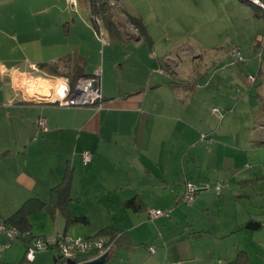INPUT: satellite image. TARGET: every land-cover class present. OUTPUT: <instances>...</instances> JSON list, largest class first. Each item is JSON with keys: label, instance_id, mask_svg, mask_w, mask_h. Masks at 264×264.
Returning a JSON list of instances; mask_svg holds the SVG:
<instances>
[{"label": "rangeland", "instance_id": "1", "mask_svg": "<svg viewBox=\"0 0 264 264\" xmlns=\"http://www.w3.org/2000/svg\"><path fill=\"white\" fill-rule=\"evenodd\" d=\"M112 3L113 9L121 12L118 21L128 35L111 37L103 24L91 18L86 0H77L75 7L65 0H32V5L53 11L69 8V40L78 41L87 68L98 70L100 82L104 79L106 83L105 61L111 62L110 69L105 65L107 77L122 90L135 80L152 82L158 77L182 86L172 92L181 104L190 103L203 119L191 147L199 164L187 172L196 189L194 200H185L187 183L167 186L149 182L143 190L147 206L135 212L125 205L129 185L102 194L105 178L88 173L80 183L76 175L71 178L65 209L68 205L73 215L86 216L88 223L68 226L64 209L53 215L40 210L29 216L32 232L44 243L62 234L84 238L107 225L130 230L138 247L117 249L108 260L111 264H157L159 259L163 264H220L239 250L248 254V264H264V226L256 230L244 227L250 218L264 225V141H260L264 129V8L256 0ZM186 85L192 88H183ZM8 90L6 94L13 97ZM167 95L165 92V99ZM12 101L14 98L5 101L0 97L3 219L23 204L30 189L48 202L50 188L64 175L56 178L50 174L51 166L58 167L63 159L45 163V154L35 143L48 128L37 124L39 117L32 123L29 111L14 109L18 105L8 104ZM214 107L218 112L212 111ZM181 121V126L190 125ZM156 210L161 214L152 217L151 211ZM144 241L149 245L142 244ZM24 249L20 239L9 242L1 234L0 264L20 260ZM55 254L49 246L32 248L35 264H53Z\"/></svg>", "mask_w": 264, "mask_h": 264}, {"label": "crops", "instance_id": "2", "mask_svg": "<svg viewBox=\"0 0 264 264\" xmlns=\"http://www.w3.org/2000/svg\"><path fill=\"white\" fill-rule=\"evenodd\" d=\"M21 2L22 0H0V97L5 101L14 98V101L7 103L18 105L14 109L29 111L32 123L38 117L46 118L48 130L35 143L38 150L45 154V163H51L58 157L63 159L58 167L51 166L50 174H54L56 178H59V174H64L62 180L65 174H69L71 185V178L76 175L80 176L78 178L82 183L83 175L96 173L107 180L101 186L104 190L102 194L110 193L113 188L121 190V184L129 185L131 189L125 205L131 207L127 205V201L135 198L138 207H131L135 212H139L142 206H147L143 190L148 187L149 182H160L167 186L178 185L180 182L185 185L191 183L187 172L192 169L193 164H199V157L195 156V149L191 147L197 141L198 128H201L199 124L203 119L201 114H195L190 103L181 104L178 95L175 96L172 92L179 91L182 86H171L168 80L160 81L158 77L152 82L135 80L130 88L122 90L115 84L113 86L105 72V65L110 69L111 62L108 64L103 61L102 71L103 77L106 74V83L104 79L100 82L99 78L103 97L101 108L53 103L56 87L65 77L64 74L73 70L68 65L64 66L61 61L63 58L69 54L76 56V60H80L83 65L82 74L91 75L98 70L87 68L85 56L77 47L78 41L69 40V8H65L66 11H53L49 7L32 5V0ZM59 61L60 75L39 67L41 62ZM261 66L262 64L260 68ZM86 68L88 72L85 71ZM183 88L192 87L186 85ZM6 89L14 96L9 97ZM165 92L168 93L167 99ZM182 119L190 122V125L181 126ZM255 133L256 129L253 130L252 137ZM260 136V141H264V129ZM85 151L91 153V159L87 163L83 161ZM32 169L36 170L35 166ZM30 190L32 191H29L26 198L38 197L36 191ZM66 210L73 214L68 205ZM115 229L126 232L128 238L115 245L109 244L112 250L106 264H111L108 260L116 255L117 249H131V246L139 245L133 243L130 230ZM95 233L87 236L92 237ZM142 244L147 246L149 242L144 241ZM153 262L155 261L151 263L154 264ZM156 262L163 264L160 259Z\"/></svg>", "mask_w": 264, "mask_h": 264}, {"label": "trees", "instance_id": "3", "mask_svg": "<svg viewBox=\"0 0 264 264\" xmlns=\"http://www.w3.org/2000/svg\"><path fill=\"white\" fill-rule=\"evenodd\" d=\"M112 1L119 2V0H86L88 10L90 12V16L94 20V22L98 24H103L110 31L111 37L120 36V35H121L120 37H122L123 34L124 36L128 35L126 34L127 31H124L122 28V26H124L123 23L118 21L119 19L118 14L120 11L113 9L114 4L112 3ZM113 10L116 12H114ZM75 57L76 56H71L69 54L68 56H66L61 60L64 66L68 65L73 69L70 72L64 74L66 77H68L69 83L71 85L74 84L78 76L86 75V74H82L83 65L82 63H80V60L79 61L76 60L77 58ZM61 61L54 63L41 62L39 64V67L45 69L50 73L60 75L62 74L61 72H59ZM168 83L174 87L177 84V82L175 80L172 81V79L168 80ZM69 185H70V176L69 174H65L61 182H59L54 187L50 188L48 202L43 201L38 197H29L23 202V204L20 207L15 209L10 216H8L5 219L0 217V219L3 220V222H5L9 226H11L14 230L17 231L18 239H20L24 243V247H25L23 257L20 260H17L15 262H10L9 264H35L33 263V261L27 263L28 261L27 252L29 250V247L32 244H34L40 237V235H35L31 230L29 216L32 213L36 211L44 210L50 213L51 215H53L59 208H62L66 211L65 215H66L67 225L88 223V218L86 216H76L68 213V211L65 209L66 202L69 199L68 198L69 187H70ZM127 205H130L134 209L138 207V203L136 202L135 198L129 199L127 201ZM262 226L264 225H262L260 221H255L252 218H250L244 225L245 228L251 230L260 229ZM92 237L105 238L106 239L105 246H108L109 244L115 245L118 242H123L124 240L126 241L128 235L126 234V232L116 231L113 225H109L100 228ZM84 238H91V237L86 236ZM111 250L112 247H110V250L106 253L107 257L110 255ZM92 255H94V253L91 252L82 254L78 256L76 260L79 262L87 261ZM57 256L55 255L53 256V264H61V260L59 261L57 259ZM248 261H249L248 254L245 251L239 250L236 252L235 256L232 259L227 260L226 262L220 264H248Z\"/></svg>", "mask_w": 264, "mask_h": 264}, {"label": "built area", "instance_id": "4", "mask_svg": "<svg viewBox=\"0 0 264 264\" xmlns=\"http://www.w3.org/2000/svg\"><path fill=\"white\" fill-rule=\"evenodd\" d=\"M68 4L75 6L77 4V0H65ZM256 4L264 8V0H256ZM262 38V47H264V34L261 35ZM264 52V51H262ZM261 52V54H262ZM261 56V55H260ZM99 76L100 74L95 72L91 75H83L77 78L73 85L69 83V79L67 77H63L61 83L55 89V99H58L59 105L70 106L71 104H76L80 106H85L89 104V106L101 108L102 102V94L99 87ZM249 80H253V76H249ZM97 105V106H96ZM212 111L218 112L217 108H212ZM37 124L41 128H47V120L44 117H39ZM91 159V153L85 151L83 154V161L87 163ZM187 192L185 196L186 201L194 200V192L196 189L192 187V183L187 184ZM217 185L216 187H218ZM161 211H151V216H159ZM5 235L9 242L18 239V233L11 226L3 222L0 219V235ZM106 239L103 237H91V238H78L71 239L69 237H65V234L58 236L55 239L49 240L46 239L43 243L40 239H38L34 244L29 247L27 252V259L32 261V248L33 247H43L49 246L53 251L56 252L58 256L66 261L68 259H72L75 261V264H79L76 258L82 254L86 253H94L88 260L95 259L103 254H106L110 250V246H105ZM151 252L154 251L153 247H149ZM87 260V261H88Z\"/></svg>", "mask_w": 264, "mask_h": 264}, {"label": "water", "instance_id": "5", "mask_svg": "<svg viewBox=\"0 0 264 264\" xmlns=\"http://www.w3.org/2000/svg\"><path fill=\"white\" fill-rule=\"evenodd\" d=\"M53 103L58 104V99H55L53 101ZM70 106H80V105L71 104ZM85 106H89V104H86ZM57 259L60 261L62 258H61V256H57ZM106 260H107V255L103 254V255L95 258V259L88 260V261H85V262H82V263H79V264H105ZM65 264H75V261L72 260V259H68V260L65 261Z\"/></svg>", "mask_w": 264, "mask_h": 264}, {"label": "clouds", "instance_id": "6", "mask_svg": "<svg viewBox=\"0 0 264 264\" xmlns=\"http://www.w3.org/2000/svg\"><path fill=\"white\" fill-rule=\"evenodd\" d=\"M65 77H66V76H65ZM52 251H53V250H52ZM61 260H63V259H61ZM32 261H33V260H32ZM32 261H29V260H28L27 263L32 262Z\"/></svg>", "mask_w": 264, "mask_h": 264}]
</instances>
